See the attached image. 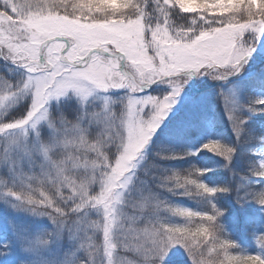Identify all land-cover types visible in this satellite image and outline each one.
I'll return each mask as SVG.
<instances>
[{"label": "snow or ice", "instance_id": "snow-or-ice-1", "mask_svg": "<svg viewBox=\"0 0 264 264\" xmlns=\"http://www.w3.org/2000/svg\"><path fill=\"white\" fill-rule=\"evenodd\" d=\"M154 2L158 18L152 23L146 0H0V58L23 69L16 85L0 78V195L15 200L17 211L47 216L55 226L54 233L35 237V249L67 230L86 254L87 261L79 264H97V257L101 264H162L176 245L192 264H264V255L233 253L236 245L223 238V212L211 198L228 188L200 182L208 170L173 172L161 185L174 194L207 199L208 211L171 205L151 193L134 196L130 187L144 149L187 80L196 74L225 80L240 73L254 42L264 38V0ZM169 9L194 14L191 24L173 27ZM158 81L168 83L171 92L136 95ZM113 89L129 90L119 115L106 100L101 111H85L75 121L61 115L57 124L50 118L53 101L76 98L85 108L90 97ZM222 96L237 140L247 132L246 142L264 144V136L245 129L244 106ZM25 99L30 102L22 114L3 119ZM256 105L264 106V99L247 111ZM45 123L51 132L47 139L40 131ZM92 125L99 129L95 136ZM201 150L228 163L236 152L219 141ZM256 155L251 174L264 179V153ZM236 202L264 209V188L244 195L237 189ZM160 210L182 223L163 221ZM257 244L264 250V234Z\"/></svg>", "mask_w": 264, "mask_h": 264}, {"label": "rangeland", "instance_id": "rangeland-1", "mask_svg": "<svg viewBox=\"0 0 264 264\" xmlns=\"http://www.w3.org/2000/svg\"><path fill=\"white\" fill-rule=\"evenodd\" d=\"M153 1L154 0H146V4L148 10H152L147 12L149 14L150 21L155 23L158 18V13H156L154 10ZM169 15L172 25L175 28H187L191 24V20L194 18V14L181 13L179 9H169ZM253 47L254 51L252 52L251 57L248 59L240 73L235 75L234 78L232 77L225 80H214L206 74H201L203 77H198V74H196L189 78L187 83L183 85L180 95L176 98L175 105L172 107L171 111L168 113L166 119L162 122L156 133L165 125H167L170 117H174L182 108H184L191 116L195 115L198 111H200L199 109L202 108V104L207 102L209 103V100L213 98V92L215 90V95L217 94L220 100V121L226 130L229 131V137L237 138L232 124L226 115L224 98L222 94L225 96H230L237 104L244 106L243 110L240 112V115L247 121V123L252 117L255 116V113L247 111V108L252 105L251 96L254 97L256 101L259 99H264V38L256 40L253 44ZM256 52H258V54H260L262 57L255 55ZM10 62L11 61H6L5 64L8 65H2L3 67L0 68V78H2L4 81L12 83L13 85H16L23 78V69L17 67V65L13 64L12 62L9 64ZM194 81L196 90H202L208 88L211 85H216H214L211 89L202 91L201 95L196 98V96L194 97L196 93L193 90ZM170 92L171 88L168 83L158 81L149 85L136 95L162 97L169 94ZM128 95L129 90L127 89H113L106 93L98 92L89 98L85 108L81 107L76 98L63 99L59 104L53 101L49 107L50 118L57 124L59 123V118L61 115H63L69 121H75L85 111L88 113L101 111L106 100L112 102V110L117 115H119L124 110V104L122 101H124ZM26 100L27 99L19 104L21 105V108L26 106ZM68 101H74V103L70 104ZM75 103L77 106L79 105V108ZM64 106L67 109H71V111L67 114L63 113L62 111L59 112L64 108ZM16 107L9 110L6 115H3V119L7 120L10 113L16 109ZM210 120L211 119L209 118L207 122ZM258 123L260 129L263 131L262 134L264 136V120L259 119ZM209 128H212V125H210ZM40 131L41 137L44 139H47L51 134L46 123L41 126ZM98 131L99 129L95 125H92L89 128L91 136L98 134ZM212 137H214V135L208 134L205 139ZM152 139L144 149L143 159L138 164L134 182L137 178L138 171L145 164L146 155ZM202 141H204L202 138H195L192 141V145L195 146L193 147L194 150H197V147L202 143ZM257 149L258 153H264V144L260 143ZM110 151H114V148H110ZM199 155L200 152L198 153V157ZM258 158L259 157L257 155V159ZM165 177V173H158L153 178L151 183L152 186H150L149 189L142 190L139 192V194L151 193L158 200L175 206L186 207L197 211L209 210L210 205L208 200L205 198L198 197L197 200H190L179 192L174 194L173 192L168 191L165 187H162L161 185L164 183ZM200 178L210 186H213L216 181L214 176H207L206 173L205 175L200 176ZM4 179L5 183H12V180L9 177L5 176ZM130 187L132 188L133 185ZM211 202L214 203L221 212H223V215L219 217V223L223 228L222 236L236 245V247L232 249L233 253L264 255V250H262L257 244V237L264 234V212L247 216L246 222L240 223L237 215L221 210L218 206L220 204H217L213 197L211 198ZM13 204L15 203L11 202V197L0 195V209L7 211V213H14L18 217L19 230L18 243L13 249L6 250V246L2 244L3 237H0V264H79L80 261H87L86 254L84 251L78 250L76 242L70 237V234L67 230L61 234L60 238H57L55 235H53L51 237V243L48 246L35 249V237L46 233H54L55 226L47 216L39 217L33 216L28 212L17 211L16 208L13 207ZM247 204L252 206L253 202H249ZM92 215L95 216V213ZM158 215L163 221L168 223H182L180 218L172 216L164 210H160ZM0 220L7 223L1 218ZM12 224V220L8 221L7 228L11 229L10 225ZM97 239H99V237H97ZM100 239L102 241V234H100ZM124 255L131 259H136L132 253H124ZM96 261L97 264H101L100 257H97ZM162 264H192V262L186 250L183 247L176 245L169 249L167 256L162 261Z\"/></svg>", "mask_w": 264, "mask_h": 264}, {"label": "trees", "instance_id": "trees-1", "mask_svg": "<svg viewBox=\"0 0 264 264\" xmlns=\"http://www.w3.org/2000/svg\"><path fill=\"white\" fill-rule=\"evenodd\" d=\"M111 2L115 4L116 0H111ZM153 3L155 10L156 4L154 1ZM145 10L146 12L152 11L148 10L147 6ZM5 63L6 61L0 58V68L8 65ZM198 77H203V75L198 74ZM200 95L195 94L194 97L196 96L197 98ZM251 99L252 105H254L256 100L252 96ZM26 102V105H28L30 101L27 99ZM68 103L73 104L74 101H68ZM202 105V108L199 109L200 111L193 116L184 108L180 109L174 117H170L167 125L154 135L146 155L145 164L138 171L137 178L133 183V195H138L142 190L149 189L152 186L153 178L158 173H165L168 176L173 172L186 174L193 169L208 170L206 171V175L214 176L216 178L215 184L210 186L199 177L200 182L205 183L209 187L228 188V192L217 193L213 198L217 204H220L218 206L221 210L237 215L240 223H245L247 216L264 212V209L255 202H253L252 206L247 203L241 205L236 202L237 189H239L240 195H244L249 189L258 191L264 188V179L251 174V164L256 161V147L259 141L251 140L250 142H246L249 140L247 132L239 141L237 138L229 137V131L226 130L219 118L220 100L218 95H215V90L213 98L209 100V103L207 102ZM25 107L21 108V105L17 106L10 113L7 120H11L12 117L22 114ZM262 107L264 106L256 105L257 110L253 111L255 116L245 126V129L252 132L256 137H260L263 133L258 123L259 119L264 120V111L259 110ZM61 111L67 114L71 109H67L64 106L59 112ZM209 118L211 120L207 122ZM210 125H212V128H209ZM208 134L214 135V137L205 139ZM195 138L204 139L198 146L197 152H200L199 157L198 153L193 150L195 146L192 145V141ZM209 141H219L223 145L234 147L236 152L231 163H228L224 158L213 152L201 150L202 146ZM190 153L197 154L190 155ZM170 156H180L182 158H164ZM186 197L190 200H197L198 198L196 196ZM11 202L16 203L12 198ZM0 218L7 223L11 220L13 222L10 225L11 229H9L7 228V223L0 220V237H3L2 244L6 246V250L13 249L18 243L19 237L18 217L14 213H7V211L0 209Z\"/></svg>", "mask_w": 264, "mask_h": 264}]
</instances>
